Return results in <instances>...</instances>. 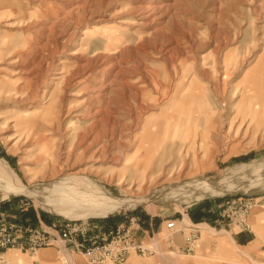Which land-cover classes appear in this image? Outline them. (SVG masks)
I'll return each mask as SVG.
<instances>
[{
    "label": "rangeland",
    "instance_id": "374dc122",
    "mask_svg": "<svg viewBox=\"0 0 264 264\" xmlns=\"http://www.w3.org/2000/svg\"><path fill=\"white\" fill-rule=\"evenodd\" d=\"M203 140L211 154L196 149L197 164L178 149ZM0 159L29 190L5 196L0 177L11 216L165 222L164 257L132 254L135 264H222L219 251L236 249L243 233L254 241L236 260L264 264V0H0ZM69 177L78 179L62 187L78 200L72 218L47 201ZM256 181L202 196L168 190ZM95 188L132 202L93 216L98 204L82 194ZM239 198L258 205L244 231L223 218ZM185 226L198 232L190 250ZM142 228L151 243L157 232Z\"/></svg>",
    "mask_w": 264,
    "mask_h": 264
},
{
    "label": "built area",
    "instance_id": "2783aa9c",
    "mask_svg": "<svg viewBox=\"0 0 264 264\" xmlns=\"http://www.w3.org/2000/svg\"><path fill=\"white\" fill-rule=\"evenodd\" d=\"M226 205L227 214L224 213L223 218L226 216L241 231L248 227V217L258 206L255 201L245 198L228 201ZM92 220L61 219L53 223L39 221L33 224L28 219H16L0 208V264L5 263L4 253L9 249L28 252L32 256L48 247H57L62 252L72 249L84 256L88 264H126L132 254L140 257L161 255L158 233L152 235L149 244L140 241L144 235L141 219L127 218L107 228L98 223L97 218ZM189 227L185 226L184 230L189 231L185 246L190 250L198 232L196 226ZM167 229L171 231L169 243L175 246L176 222L169 221Z\"/></svg>",
    "mask_w": 264,
    "mask_h": 264
},
{
    "label": "bare ground",
    "instance_id": "6f19581e",
    "mask_svg": "<svg viewBox=\"0 0 264 264\" xmlns=\"http://www.w3.org/2000/svg\"><path fill=\"white\" fill-rule=\"evenodd\" d=\"M232 126H233V123H231V125H230V130H231ZM240 126L241 127L243 126L246 128V124H244V123H240ZM248 129H249V127L246 128V132L248 131ZM186 143H187L186 141H184L183 143H180L178 149L180 151H182L184 148L187 147L188 148L187 149L188 154H189V152L193 153L192 160L196 164L198 162L197 153L195 152L196 149H197V151L200 150L201 151V152L199 151L200 153H203V156H204L203 158H205L206 156H209L211 154L210 149L207 147L208 144H207L206 140H203L200 143H196L195 141H192L191 143H188V144H186ZM171 145H173V144H171ZM172 153H173V151H172ZM172 153H171V155H172ZM178 161H179V159H178ZM177 164H178V162H177ZM0 177L2 179H4L3 182H5L4 183L5 186L3 188V190L5 191V196H8V194L29 193L28 192L29 190L27 191V189L23 185L20 184L19 178L14 173V171L6 164V162L4 160H1V159H0ZM69 180L76 181L78 179H76L74 177H69L68 179L58 181V183L55 186L56 188L53 189L54 191L57 190V191H55V192H57L56 195H54L52 197L50 196L51 198L47 201H48V205L52 206L54 208L53 212H55V214H58L59 216H62V217H71L72 218V217H77L76 213H72V211H73L72 209L76 208V207L79 208V206L77 203L78 200L76 201L74 199H69V197H72L74 193L72 194L71 191H67L65 188L64 189L62 188V187H66V186L68 187L69 186V185H67L68 184L67 181H69ZM121 184H122V182L120 183V185ZM207 185H206V183L205 184L187 183L184 186L182 185L183 186L182 188H176V189L168 188V190H170L169 192L174 193V194H178V195H188V193L193 192V194H198V195L202 196L204 194H212V193L216 194V192L230 191V190H234V189H236V191L243 190V189L249 190L251 188H255V187L257 188L260 185V182L259 181L249 182L248 185H246V186L239 185L237 187L233 186V188L231 186H229L228 184H227L228 186H222V184H221L219 186H212V187H208ZM184 189H189V190H184ZM53 190H52V192H54ZM86 190H88V189H86ZM165 190H167V189H165ZM91 192H92L91 194L90 193L87 195L85 194V196L82 194V196L84 198H90V200L92 199L93 202H96L98 204L97 206H94V209L90 212L91 215L96 216V217L106 216L107 214L111 213L112 211H115L116 208L121 207V206H128L129 202H132L131 199L123 201V200H119V199H115V198H108V197L104 196L103 194H101L99 191H97V189L96 190L91 189ZM75 195H76V193H75ZM76 196H75V198H76ZM53 198H56L57 200H53ZM76 199H78V198H76ZM83 200H85V199H83ZM87 200L89 201V199H87ZM88 201L87 202L84 201V204H82V205L84 207H87L91 203V202L89 203ZM140 201H137V202H140ZM91 205H93V203Z\"/></svg>",
    "mask_w": 264,
    "mask_h": 264
},
{
    "label": "crops",
    "instance_id": "0c3cea01",
    "mask_svg": "<svg viewBox=\"0 0 264 264\" xmlns=\"http://www.w3.org/2000/svg\"><path fill=\"white\" fill-rule=\"evenodd\" d=\"M14 208L13 204H3L2 210H12ZM205 211V207H201L199 213H193L198 214L197 220H200L201 217H204V214H202ZM134 217V215H132ZM12 217H15L16 219H25L30 220L33 224H37L39 221H45L47 223H50L51 221L47 219V216L44 214L39 213L38 211L34 210H25L20 215L17 213L13 214ZM195 217V216H194ZM128 217H106L102 219H98L97 222L103 225L104 227H114L118 223L124 222ZM135 218H139L142 221V224L146 231L149 234H153L155 231L158 233L159 230L164 229L163 226H165V222H161L159 220H154L153 217H139L135 215ZM234 236H236V249H224L223 251H219L222 259H224L222 264H244L243 261L236 260V256H240V253L248 252L246 249L247 247H250V244L254 241L253 238L248 237V235L243 233H235ZM180 240V237L178 235L175 236V242ZM176 242V246H177ZM245 249H241V248ZM168 249V248H167ZM243 250V251H242ZM249 250V249H248ZM262 249L258 248V251L260 252ZM206 251V249H205ZM162 254H164V249L161 248ZM207 252V251H206ZM262 252V251H261ZM158 256V258L164 257V255ZM132 257V256H131ZM154 258V257H153ZM156 258V257H155ZM132 261L129 263V260L126 262V264H135L136 259L131 258ZM4 264H88L87 260L84 256L74 252L72 249H68L66 252L60 251L57 247H48L41 249L36 256H32L28 252H24L18 249H9L4 253Z\"/></svg>",
    "mask_w": 264,
    "mask_h": 264
}]
</instances>
